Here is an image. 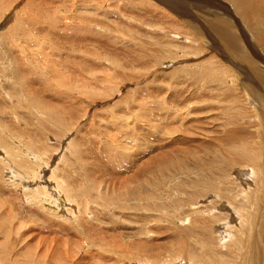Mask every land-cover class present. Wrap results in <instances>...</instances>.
I'll list each match as a JSON object with an SVG mask.
<instances>
[{
	"label": "rangeland",
	"instance_id": "1",
	"mask_svg": "<svg viewBox=\"0 0 264 264\" xmlns=\"http://www.w3.org/2000/svg\"><path fill=\"white\" fill-rule=\"evenodd\" d=\"M158 4L0 3V264L263 261L264 26L228 4L229 53Z\"/></svg>",
	"mask_w": 264,
	"mask_h": 264
},
{
	"label": "bare ground",
	"instance_id": "2",
	"mask_svg": "<svg viewBox=\"0 0 264 264\" xmlns=\"http://www.w3.org/2000/svg\"><path fill=\"white\" fill-rule=\"evenodd\" d=\"M140 1V0H139ZM175 1L176 2H178L177 0H158V3L159 4H163L165 7H166V9H168V10H170V11H172V12H175L176 14L178 13V11L181 13L180 14V17L182 16V14L185 16V17H187V20H186V18L185 19H183V17H182V19L185 21L184 23H186L187 25H189V27L193 30V33L194 32H196L195 31V29H194V27L198 30V32H199V34H201L200 32H202L203 33V35H204V37L205 38H207L208 39V41H211V40H214V45H216V46H219V47H226L225 48V50H227V48L229 47V46H233L234 48H235V46L236 45H234L235 43H233V41L231 42V45H227V43H226V45H224L223 44V42H227V41H230L231 39H230V37H229V35H231V36H233V37H235V32L233 33L232 32V30H234L235 28L236 29H242L243 30V21H241L239 18H237V17H235V16H233L234 14H231V11H230V7L228 6V4L230 5V6H232L233 8H234V10L236 11V12H238L239 13V16L240 17H247L245 20H244V22L245 23H250L251 25L252 24H256V23H258L259 21H260V24H261V22H262V24H261V26L263 25L264 26V0H223L224 2L223 3H221L220 1H219V3H221V4H223V6H221V5H219V4H214L213 2L212 3H208V5H205V6H207L206 8H216V9H212L213 11H214V13L215 14H210V9H206V10H204V8L202 9V8H197V7H195V10H199L197 13L201 16V18L200 17H198L197 15L198 14H196L195 12H193L194 10H192L193 8L192 7H184V6H179V4L177 5V4H175ZM180 1V0H179ZM207 1V0H206ZM210 1V0H209ZM5 2V1H4ZM9 2V1H8ZM218 2V1H217ZM0 3H2V0H0ZM10 3V2H9ZM200 3H201V1H200ZM158 4V5H159ZM181 4V3H180ZM191 4V3H190ZM5 5V4H4ZM4 5H3V9H5L4 8ZM138 5H141V3H138ZM194 5V4H193ZM163 6V7H164ZM189 6V5H188ZM197 6H201V7H203V5H199V4H197ZM227 6H228V8H227ZM1 8V9H2ZM6 8H8V7H6ZM47 8V7H46ZM147 8H149V9H151L152 8V6L150 5V6H148ZM44 9V8H43ZM48 9H49V7H48ZM156 9V8H155ZM163 9V8H162ZM201 9V10H200ZM212 11V12H213ZM47 12V11H46ZM236 12H233V13H236ZM49 13V12H48ZM216 15V16H215ZM232 15V19L230 20V21H228V19L229 18H231L230 16ZM192 16H194V18L195 19H193V17ZM205 16H206V18H205ZM226 16H228L229 18H227ZM197 18V19H196ZM211 18V19H210ZM259 18V19H258ZM180 19V18H179ZM204 19V20H203ZM257 19V20H256ZM257 25V24H256ZM171 27H172V25H171ZM247 27V26H246ZM260 27V26H259ZM172 28H176L175 27V25L172 27ZM249 29V28H248ZM176 30V29H175ZM251 30H253V29H251ZM256 30V29H255ZM178 31V30H177ZM250 31V30H249ZM211 33L213 34L212 36H211ZM225 33V34H224ZM243 33V32H242ZM229 34V35H228ZM243 35V34H242ZM215 40H217V41H215ZM246 41V40H245ZM212 44V43H211ZM213 45V44H212ZM211 45V46H212ZM233 47L231 48V49H233ZM215 48V47H214ZM228 49H230V47L228 48ZM236 49H238V48H236ZM228 52H229V50H227ZM231 51V50H230ZM238 51V50H237ZM226 52V51H225ZM234 52V51H233ZM230 53V52H229ZM224 54V53H223ZM231 55V54H230ZM225 56H227V57H229L230 58V56L229 55H227V53L225 54ZM237 57V56H236ZM239 57V56H238ZM238 57L237 58H233L234 59V62H235V59H238ZM240 57H241V60L242 59H244V60H246V59H249V57L247 56V54L246 55H240ZM240 63H241V61H240ZM235 64V63H234ZM242 70V69H241ZM258 70V69H257ZM257 70H255L254 72L252 71V69H251V71H249L250 72V75H247V80H249V81H252V79L254 80V78L255 77H258L257 75H251V73H253V74H255L256 72H257ZM243 71V70H242ZM245 71H248V69L247 70H245ZM245 71H243V72H245ZM261 71V70H260ZM259 75V74H258ZM249 76V77H248ZM252 77H254V78H252ZM250 78V79H249ZM258 79V78H257ZM254 82V81H253ZM245 84H247V83H245ZM254 84V83H253ZM248 85H250V84H248ZM247 85V86H248ZM262 96V93L261 94H257L256 95V97L257 96ZM28 109V108H27ZM29 110H31V109H29ZM58 121H60L58 118H56V120H55V124L57 125V124H59V122ZM33 159H34V157H33ZM40 170V169H39ZM247 170V169H246ZM50 174V173H49ZM258 174H260V173H258ZM31 175V174H30ZM34 175H36V174H34ZM261 176L262 175H260V178H261ZM262 178H263V176H262ZM262 180V179H261ZM263 181V180H262ZM255 190V189H254ZM262 193V192H261ZM261 195V194H260ZM251 199H253V198H251ZM190 203V202H189ZM192 204H193V200H192ZM251 204V203H250ZM257 204H258V200H256L255 201V206L253 205V207H250V208H248L249 206H247L246 208L247 209H249V211H253V212H256L257 210H258V206H257ZM263 209H264V204H263ZM209 210V209H208ZM247 213V212H246ZM260 214H259V216L258 217H261L259 220H255V223H254V231L256 232V234H255V237H254V239L255 240H252V245H251V249H250V251H256V250H258L259 252L260 251H262V262H260V263H258V264H263V262H264V212H262V211H260L259 212ZM241 215H243V214H241ZM211 218V217H210ZM248 219L249 220H247V219H245L246 221H247V223H248V227H247V236L249 235V233H250V227L253 225V223H252V221H251V218H250V216H248ZM180 221V220H179ZM198 222V221H197ZM216 222V221H215ZM194 225V224H193ZM208 225V224H207ZM196 226V225H195ZM205 226V225H204ZM209 226V225H208ZM212 227V226H211ZM233 228V227H232ZM212 229V228H211ZM235 230V229H234ZM241 231V230H240ZM246 231V230H245ZM242 232V231H241ZM240 232V233H241ZM239 233V234H240ZM225 234V233H224ZM237 235V234H236ZM254 235V234H253ZM225 236H227V235H225ZM232 236V235H231ZM241 237V236H240ZM253 237H252V235L250 236V238L251 239H253ZM239 237H237V239H238ZM242 238L243 237H241L240 239H241V243H239V244H241L240 245V248L238 247V244H237V247H236V250H235V253H237V259H236V262H237V260L239 259L240 260V262H239V264H252V262H251V260H250V257H249V255H248V253H246V252H244L243 251V249L245 250V251H247L248 250V244H247V241L249 242V240H246V241H243L242 240ZM239 239V240H240ZM229 240H230V238H229ZM253 245H256L255 247L253 246ZM180 246V245H179ZM254 247V248H253ZM260 247V248H259ZM178 248V247H177ZM183 248V245L181 246V249ZM179 249H180V247H179ZM180 249V250H181ZM174 251V250H173ZM176 251V250H175ZM179 251V250H178ZM184 251V250H183ZM175 253H178V252H175ZM181 253L183 254V252L181 251ZM184 253H185V251H184ZM178 254H180V253H178ZM177 254V255H178ZM182 254H180V255H182ZM190 254V253H189ZM175 256V255H174ZM193 256V255H192ZM178 257H179V255H178ZM217 257H219V256H217ZM175 258H176V256H175ZM185 258V257H184ZM192 259L194 260L195 258H193L192 257ZM192 259H190L191 261H192V263H190V264H199V263H201L200 261V258H197V260L199 259L200 261L198 262V261H196V260H192ZM202 259V258H201ZM203 261V260H202ZM205 261V260H204ZM194 262V263H193ZM212 262V261H211ZM211 262H209L210 264H213V263H211ZM236 262H235V264H236ZM187 264V263H186ZM215 264H229L228 262H226L225 260H224V258L223 257H219V260L215 263Z\"/></svg>",
	"mask_w": 264,
	"mask_h": 264
}]
</instances>
